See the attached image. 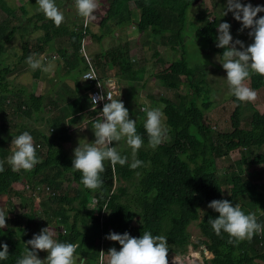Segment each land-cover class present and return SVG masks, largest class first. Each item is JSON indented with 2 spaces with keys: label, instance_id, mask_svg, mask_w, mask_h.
<instances>
[{
  "label": "trees",
  "instance_id": "trees-1",
  "mask_svg": "<svg viewBox=\"0 0 264 264\" xmlns=\"http://www.w3.org/2000/svg\"><path fill=\"white\" fill-rule=\"evenodd\" d=\"M194 0H109L105 16L101 24L114 19L117 24L125 20L130 21L132 3L140 11L135 27L140 34H150L159 37L163 44H168L171 50H179L177 60L164 63V69L157 76L158 81L171 89L177 87L178 80L184 78L183 85L186 94L177 95L178 102L161 99L165 117V136L168 143H161L154 149L147 144L142 122H136V130L142 136L145 149L137 151L136 158L146 162L145 166L131 169L128 163L123 166L112 167L105 161L104 171L101 173L102 185L95 190L83 188L79 183V173H73L71 157L60 144L46 147L44 159L31 170L12 171L6 163L0 166V200L6 199L15 190L24 188L30 176L44 170L56 168L57 174H70L77 190L70 197L59 194L52 196V203L62 201L70 205L69 210L74 211L71 217L63 208L56 225H65L64 232L55 227V239L61 242L77 244L75 252L88 258L99 259V246L107 233H123L127 231L130 236L138 237L144 231L153 235L167 237L166 244L169 254L182 255L188 247L198 248L204 246L213 256L209 264H253L254 261L264 262V155H252L257 148L264 146V77L251 75L245 83L255 89L256 97L246 101L251 110V119L248 128L241 127L242 102H235L234 110L230 116V130L225 133L215 132L204 118L208 104L203 103L201 108L197 104V96L203 90L205 74L202 66H191L188 63L185 49V29L190 8ZM242 3H245L242 0ZM0 9L8 13L3 0H0ZM260 15L257 13V17ZM42 18L43 15L41 16ZM36 18V17H35ZM255 19V18H254ZM198 24L194 38L204 41L212 50L220 54L222 49L213 47L216 36V21H209L208 15L198 10L195 16ZM9 21L0 24V98L10 93L6 80L7 70L2 68V56L6 45L12 40L15 28H9ZM91 34V32H90ZM79 36L74 29L70 31L69 41L73 43V53L78 55ZM23 55L27 57L26 48ZM114 67L116 74L124 73L125 81L134 83V72L124 54L118 50L104 56ZM82 61V59H81ZM96 64V63H95ZM114 64V65H113ZM97 68V67H96ZM85 66L81 70L84 71ZM98 73V69H97ZM99 75V74H98ZM190 94V95H188ZM41 97L29 95L28 105L25 101L16 105V111L27 112L36 110L34 100ZM234 102V97H232ZM24 103V104H23ZM14 105V104H13ZM22 106L26 107L22 109ZM144 108V106H143ZM11 109V108H10ZM96 109V112H99ZM94 112V116H96ZM142 116V115H141ZM54 138L56 136L54 135ZM48 146L51 144L46 141ZM2 143V141L0 142ZM240 151L238 161L239 171L221 176L216 167V159L226 156L233 151ZM1 159L4 154L0 153ZM247 170L246 172L241 169ZM137 180L131 193L126 187L114 188V182ZM227 186V193L223 187ZM57 190V189H54ZM15 193H18L15 191ZM20 193V192H19ZM11 194V195H12ZM248 198V202L240 206L245 212L255 214L257 222L262 226V233L254 232L250 238L229 241L226 234L217 236L211 230L208 220L215 218L218 213L207 208L206 205L213 199L232 200L239 205L240 198ZM10 198V197H9ZM7 198V201L9 200ZM75 204V205H74ZM105 205L106 214L102 216ZM2 207V206H0ZM204 212L199 217V211ZM6 220V219H5ZM14 220L18 230L12 232L11 226L6 223L0 228V242L7 244L8 257L0 264H15L18 256L23 254V242L30 239L28 230L30 225L20 228V223ZM198 221V229L202 240L192 244L188 227ZM78 224L84 226L80 227ZM134 224V225H133ZM84 228V231H80ZM20 235V237H18ZM109 243V242H108ZM110 247L119 249L115 242ZM107 261V255H105Z\"/></svg>",
  "mask_w": 264,
  "mask_h": 264
},
{
  "label": "clouds",
  "instance_id": "clouds-1",
  "mask_svg": "<svg viewBox=\"0 0 264 264\" xmlns=\"http://www.w3.org/2000/svg\"><path fill=\"white\" fill-rule=\"evenodd\" d=\"M74 7L77 15L92 19L97 3L96 0H74ZM34 11L41 13L45 19L57 26L64 19L63 12L57 7L55 0H35ZM228 13H231L233 20L239 22L238 31L248 29L247 35L251 43L245 46L243 41L234 39L229 31L230 24L222 21L216 25L215 36V47L222 49V52L217 55L220 59L217 60V56L215 59L225 73L222 79L227 86L226 94L234 97V103L252 101L256 97V91L245 81L249 80L251 75L264 77V15L257 17V13H264V5L242 3V0H225L221 16ZM25 63L32 71L42 67L41 59L35 53L25 57ZM43 70L47 71L48 68ZM89 78L95 79L93 73L85 72L78 80ZM105 83L109 89L107 92L102 88V94L89 96L90 111L96 112L97 101L106 102L102 104L100 111L96 112L94 119L83 118L84 124L79 127H89L90 124L94 139L91 142L80 139L82 142H78L72 149L70 168L73 173H79L80 185L89 190L98 189L102 185L101 173L104 171L105 161L112 167L128 163L131 169L146 164L136 158L137 150L144 141L136 130V119L129 118L128 109L119 99L121 87H116L115 81L111 79ZM140 110L144 113L142 126L147 144L154 149L161 143L166 131L163 105L144 107ZM121 141L128 148L127 156L122 154ZM10 146L11 154L5 159L12 171L31 170L35 166L38 158L33 138L28 131L11 136ZM206 207L218 213L215 218L208 220L211 230L217 236L226 234L229 241L240 240L250 238L254 232L261 230V224L257 222L255 214L245 213L232 200L213 199ZM6 214L4 210H0V228L6 227ZM105 239L119 245L118 250L115 247L108 249L107 264H167L168 245L164 235H153L144 231L134 237L127 231H110ZM23 245V254L16 258L15 264H42L44 260L46 264H74L73 254L77 244L54 239L48 225L34 233ZM40 250L46 253L43 259L37 255ZM8 255L7 244L0 242V261L7 259Z\"/></svg>",
  "mask_w": 264,
  "mask_h": 264
},
{
  "label": "crops",
  "instance_id": "crops-1",
  "mask_svg": "<svg viewBox=\"0 0 264 264\" xmlns=\"http://www.w3.org/2000/svg\"><path fill=\"white\" fill-rule=\"evenodd\" d=\"M3 1L8 8V13L0 9V21L3 20L2 22H4L8 20L10 23V29L14 27L16 30L14 32L12 40L6 45L5 52L1 59L2 68L7 70L6 80L8 82V89L10 93L4 95L2 99L0 98V113H6L4 117H6L7 115L13 116V126L15 128L12 133H10L8 138H0V142L2 141V143H0V150H5V156L6 154L10 155L12 150L10 146L11 136L18 135L22 131H27L22 127V124H27L28 122V128L34 126L35 130H42V128L40 127L36 128L38 124L40 125L42 123L46 125L51 124V127L49 128L50 131H47V133H45V131H28L33 138L35 154L38 158L37 163H40L44 159L43 149L45 150L46 147L50 146L54 147V145L56 144H60L64 148V151H66V153L70 157H72V149L77 145L78 142H82L80 139H86L88 142H91L94 139L92 131L90 129V124L87 128L89 132L88 135H85L84 137L82 136V134H80L85 130V128H79L84 124L83 118H95L94 112L90 111L89 108V97L87 95L86 88L83 87L80 80H78L81 76L80 74L81 70L84 67V64L81 61V58L79 59L78 57H76L78 55L75 54L74 56V46L73 43L69 41L70 31L72 30L71 28L76 25L77 20H81V17L77 15L75 11L74 0H66L68 4H71L69 6H72V10L70 11L71 13L66 12L65 7H63L64 5L56 4L64 14L66 12V15L69 14V17L72 18L69 25H64L65 21H62L59 26H56L50 20L42 18L41 13H36L35 11H33L31 8H33L32 4L34 3H29V1L32 0H18L17 5H12L10 4L12 2L9 3L6 0ZM58 1L59 0H55L56 3ZM107 1L109 3V0H96V3H100L103 5L105 2V4L107 5ZM27 6L29 7V9H27ZM99 8L100 7H96V11L98 13ZM130 8L131 7L129 6V9ZM18 11H20L19 13L24 15V22L26 23L24 25L21 24V28L17 31L13 14H16V12ZM106 11L102 13L104 15L98 16L96 18L97 21L92 23L89 39L91 40V44L92 41L95 42V45L93 46V56L95 58V63L100 78L105 79L101 76V74L106 75L107 71V75L109 76L105 80H114L115 78L113 79L111 77L112 74L115 77H118L115 73V68L110 67V63L104 56L118 49L121 52L123 51L121 50V41L123 38L118 34L128 32L127 36L129 37L131 35L130 37L134 38L133 36L135 35L131 33H135V22L138 21L139 16L138 19H135L132 16V12L130 11V21L125 22V20H123L122 22H119L120 24H117L114 19H111L106 24L102 25L101 20L105 16ZM2 12L5 14V16L1 14ZM16 32L19 36V39H17L18 43L20 44L19 47L12 45V43L16 40ZM114 39L116 40V44L111 45V41ZM24 46L26 48L27 56L35 53L36 56L41 59V68H38L34 71L28 69L25 63V57L23 55ZM52 56H55L56 58L54 59L56 60H54L53 58L50 59ZM44 57H48V59L50 60L45 62L43 60ZM43 68H48V70L44 71ZM76 70L79 75H76ZM73 72L75 74H73L72 76L71 73ZM52 78H54V80L50 82ZM25 82L29 84V89L26 87ZM119 91L121 92L122 88H120ZM29 95L41 97L38 101H33L35 105H38V108L36 110H27V112L24 113H22L21 110L15 112V103L19 104L22 101H25L27 104L23 103L24 106L28 105L29 101L27 100V98L29 97ZM24 106H22V109L26 108ZM24 115L28 116L26 117ZM54 135L56 136V138H54ZM46 141H49L51 144L48 146ZM0 163H3V159H1ZM57 172L58 170L56 168L52 170L46 169L36 175L30 176L25 183H31L33 181L35 182V180H42L44 183L53 187V189H57L53 190L54 192L58 190L61 191L60 193L56 194V196H59V194H61L62 196L60 197L62 198H64L63 195L70 197L71 194H73L78 188L71 189L67 187V183H73L72 178H69L70 174H57ZM25 186H27L28 188L29 185ZM33 187L34 186L31 185V189H33ZM61 188H64L65 191L62 192ZM21 190L23 191L24 188H22ZM53 191L52 193L55 195ZM15 194L18 196H15ZM41 195L42 194H39L37 192V189H35V192H33V196L37 198L36 202L39 204H36L38 206V211H34V216L37 215V213L39 214V210L40 212H42V214H55L58 218H54V221L57 223L60 217L59 214L63 212V208L67 209L66 213L68 214V217H71L74 213V211L69 210L70 205L63 203V199L62 201L57 200L52 203L53 197L48 192V198L45 202H43L41 201ZM24 197L25 195H22L21 192H14L12 196V198H15V200H17V202L19 201L17 206L18 209H20L21 212H29L33 217V215L31 214L33 210L27 208L24 203L20 205V200H22ZM12 209L15 210V208ZM261 213V215L264 217V213ZM17 217L23 220L20 215H17ZM14 220L15 218L13 219V223ZM23 221L25 222V220ZM22 223H20L21 229L24 228V224L22 226ZM36 225H39L37 223V220ZM47 225L52 228L51 230H49L54 233L55 228L51 224H45L42 227H45ZM78 225L80 227H84L80 224ZM80 227V231L83 232L84 228ZM13 229L16 228L13 227ZM64 229L65 225L58 224L56 231H63ZM262 231L263 230L261 226L260 232L262 233ZM42 254L44 258L46 253L42 251ZM73 255L74 257H76V264H87V260L90 259L85 255H81L80 253L76 254L75 251ZM254 262L264 264V262L260 261ZM42 264H46V260L45 262H42Z\"/></svg>",
  "mask_w": 264,
  "mask_h": 264
},
{
  "label": "rangeland",
  "instance_id": "rangeland-1",
  "mask_svg": "<svg viewBox=\"0 0 264 264\" xmlns=\"http://www.w3.org/2000/svg\"><path fill=\"white\" fill-rule=\"evenodd\" d=\"M6 1H8L9 3L12 2L10 3L12 5L18 4L17 3L18 0H6ZM243 1L245 3H251L252 5H256V4L264 5V0H243ZM29 3L31 4L34 3L32 4L33 8H31L34 11L35 0L29 1ZM224 3H225V0H194L193 5L190 8L188 21L186 23L185 42H184L186 53H187L186 56H187L189 65L202 66V70L204 71L203 73L205 74V77L203 79L204 83L202 85L203 90L197 96V104L199 105L200 108H201L200 105H202L203 103L208 104V109L204 112V118L206 119L207 123L212 127V129L215 132H220V133H225L226 131L230 130V116L234 110L235 103L233 102L232 97L226 94L227 86L224 80L222 79L225 73H224V70L220 67V65L216 62V59L219 60L220 57L217 56L218 54L215 53L212 50V48H210L204 41L196 40L194 38V32L198 26L195 20L196 13L198 10H202L208 15L209 21H216L217 23H220L222 21H227L230 24L229 31L234 39L238 38L239 40L243 41L245 46L251 43V39L247 35L248 29H244L243 31H238L240 24L238 21L233 20L231 13L221 16V9H223ZM56 4L64 5L63 7H65L66 12H70L72 10V6H69L71 4H68L66 0H59ZM107 6H108V1H107V5L105 4V2L103 5L100 3L97 4V7H100L99 13L96 11V8H95L93 11L94 19L90 24V30H91L92 23L97 21L96 18L98 16L104 15L102 13L106 11ZM129 6L131 7L130 11L132 12V16L135 19H138V16H140V11L135 9L132 3H130ZM27 9H29L28 6H27ZM19 12L20 11L16 12V14H13L15 18L17 31L21 28V24L24 25L26 23L24 22L25 20L24 15H22ZM66 12L65 14L63 13L65 15V16L63 15L64 16L63 21H65L64 25H69L72 18L69 17V14L66 15ZM1 14L5 16L3 12ZM259 14H263V13H259ZM2 21H0V23ZM80 22L81 20L79 21L77 20L76 25L78 26ZM76 25L73 27V29H75ZM9 28H10V24H9ZM127 33L128 32L118 34V35L123 38L121 41V44H122L121 50H123L122 53L124 54L125 58L129 61L131 65V71L134 72L135 81L134 83L126 82L125 81L126 75L124 73L117 74L118 77H115L112 74L111 77L113 79L115 78L114 79L116 81L115 86L117 87L122 86L121 87L122 91L120 92L121 94H120L119 99L123 101L124 106L128 109L129 118L134 119V120L136 119V122L140 121L143 123L144 113L140 110L143 108V106L144 107H149V106L159 107L160 105H162L160 102L161 99H167V100L177 103L178 102L177 95L186 94L187 91H186L185 86L182 83L183 81H185L184 78H181L178 80L177 87L175 89H171L168 87H164L158 81L157 76H156L159 74L160 71H162V69H164V63L172 62L179 58L180 56L179 50H176V51L171 50L168 44L166 43L163 44L165 42V38H163V40L161 41L159 37H152L150 36V34H147V33L140 34L138 33V30L136 28H135V33H131L135 35L133 36L134 38H131L130 37L131 35L128 37ZM15 39L16 40L12 43V45L19 47L20 44L17 41V39H19V36L17 32H16ZM88 41L89 43L87 45V53L88 55L92 57L95 63V58H93L94 57L93 56L94 54L93 46L95 45V42L92 41V44H91V40L88 39ZM112 44H116L115 39L111 41V45ZM213 47H215V44L213 45ZM199 55L203 62L201 61ZM50 59H48V61ZM95 67H97L96 64H95ZM73 74L75 73L74 72L71 73L72 76ZM76 75H79L77 73V70H76ZM101 76L106 79L109 75H107V71H106V75L101 74ZM52 80H54V78H52L50 82ZM25 83H26L25 84L26 87L29 89V84L27 82ZM242 104H243V108H242V117H241V127L248 128L249 122L251 119V110L249 108V105L246 103V101L242 102ZM5 115L6 113L4 114L0 113V138L6 139L8 138L10 133H12L15 127L13 126L14 117L11 115H7L6 117H4ZM24 116L27 117L28 115H24ZM27 124H22V127L27 131H45V133H47V131H50L49 128L51 127V124L46 125V124L41 123L40 125L38 124L36 128L40 127L42 128V130H35L34 126L28 128ZM87 128L88 127H85L84 132L80 133L84 137L85 135H88L89 133ZM162 142L168 143L169 137L164 135L162 138ZM120 145H121L122 154L127 156L128 155L127 146L124 145L123 141L120 142ZM142 149L143 150L145 149V146L143 144L137 151L142 150ZM0 152L4 154L5 150L1 149ZM256 154L264 155V146L261 148L255 149L252 155H256ZM8 155L9 154H6V156L5 155L4 156L7 157ZM5 157L3 158V162L8 165ZM240 158H241V153L238 150L233 151L226 156L218 157L216 159V167L219 171V174L223 176V174L225 173L231 174L235 171L238 172L239 171L238 161L240 160ZM0 161H1V157H0ZM1 165L3 164H0V166ZM241 169H243V165H241ZM243 171L246 172L247 170L243 169ZM69 178H72V176L69 175ZM39 181L40 180H35V182L33 181L31 183H25V185H29V186L27 188V186L24 185L23 191L15 190L18 193L21 192L22 195H25V197L22 200H20V205L24 203L27 208L33 210V212L31 213L33 217L30 215L29 212H21V210L18 209L17 206H18L19 201L17 202L15 198H12L13 196L12 193H11L12 195L10 194L7 197V198L10 197L8 201H7V198L4 200H0V206H2L0 207V210H4L5 213H7L5 224L7 223L8 226L10 224L11 230L15 234H16L15 231L18 230V226L16 224L13 225L14 218L17 220L16 221L17 223L23 222L22 226L24 224V227L25 225H30V226L33 225L28 230L30 237L32 236V234L38 233L39 230L43 228L42 226H44L45 224H51L54 228L57 226L56 222L54 221V218H58V217L55 214H47V213L42 214V212H40L39 210V214L37 213V215L34 216V211L36 212L38 211L37 205H39L36 202L37 198L33 196V192H35V189H37V192L39 194H42L41 201L43 202H45L48 198L47 193L49 192L51 194L52 191L54 190L53 187L44 183L42 180L40 182ZM136 183H137L136 179L131 180L129 182L117 180L114 182V188L124 186L127 188L128 192L131 193ZM31 185L34 186L33 189H31ZM67 187L71 189L72 188L75 189L77 188V185L76 184L74 185L73 183L71 184L67 183ZM61 190L62 192L65 191L64 188H61ZM223 190H224V193H227V186H224ZM262 191H264V184L262 185ZM60 192H61L60 190L55 191L56 194ZM15 196H18V195L15 194ZM247 202H248V198L241 197L240 202L238 204L239 206H248V204L244 205ZM12 208H15V210ZM201 211H199V217H201L204 212L203 209H201ZM17 215H20L21 218L25 220V222L19 219ZM36 220L39 225H36ZM13 227L16 229H13ZM48 228L50 230L52 229L49 225H48ZM187 230L190 235V241L192 244H195L199 240L203 239L198 229V221L192 222ZM258 234L260 235L259 232ZM18 237H20V235H18ZM53 237L55 238V231L53 233ZM114 243H115L114 241H110V240L107 241V243L105 242L104 243L105 245L103 246V248L99 249V260L97 261V259L95 258H90L89 260H87V264H100V257L103 258L102 259L103 261L101 264H107V261L105 259L106 249L109 247V245H112ZM101 251H103L104 253H102ZM75 253L77 254V252ZM37 254L40 259H43L42 250L38 251ZM212 257L213 256L211 255V253L207 251V249L204 246H199L198 248H193L189 246L187 251L182 255L175 256V255L169 254L167 257V264H209L208 262ZM76 261H77L76 257H74V264H76ZM42 262H45V260ZM254 263L261 264L258 262H254Z\"/></svg>",
  "mask_w": 264,
  "mask_h": 264
},
{
  "label": "built area",
  "instance_id": "built-area-1",
  "mask_svg": "<svg viewBox=\"0 0 264 264\" xmlns=\"http://www.w3.org/2000/svg\"><path fill=\"white\" fill-rule=\"evenodd\" d=\"M93 19H94V15H93V18L92 19H86V18H82L81 17L80 24L78 26L76 25V27L74 29V31L79 36H81L80 41H79L78 54H79V57L82 59V62L84 64V66H85V69L82 72L81 76L85 72H91V73H93L94 78H95V79L89 78V79L80 81L81 82V85L86 88L88 97L90 95H94V94H97V93H101L102 94L103 93V89L102 88H104L106 92L109 90L108 89V86L105 83L107 80L100 78V76L97 73L94 60L87 53L88 39L90 37V32H91V30H90V24L93 21ZM51 58L54 59L56 57L55 56H52ZM43 60L45 62L48 61V57H44ZM104 102H106V101H97L96 108L100 110L101 107H102V104ZM51 195H54V194L51 193ZM105 211H106V209H105V205H104L103 208H102V216L106 214ZM259 233H260V231H259ZM106 241H109V240H102L101 241L100 246H99L100 249L103 248L104 243ZM102 261L103 260L100 257V264L102 263Z\"/></svg>",
  "mask_w": 264,
  "mask_h": 264
}]
</instances>
